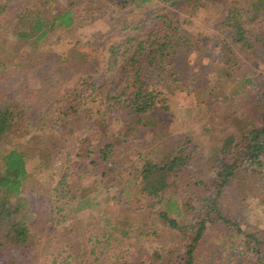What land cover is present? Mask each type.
<instances>
[{
	"label": "trees",
	"instance_id": "16d2710c",
	"mask_svg": "<svg viewBox=\"0 0 264 264\" xmlns=\"http://www.w3.org/2000/svg\"><path fill=\"white\" fill-rule=\"evenodd\" d=\"M60 1L5 0L0 5L2 52L9 49L5 40L1 43L3 33H13L23 49L42 53L41 46L49 51L97 16L112 27L74 43L50 67L29 55L18 63L41 95L51 87L47 77L63 72L55 83L66 85L56 86L50 108L54 125L62 128L59 135L32 134L26 97L0 92V264H23L40 247L50 250V264H198L211 229L224 227L228 238L241 231L223 210L231 187L245 199L248 185L264 203V0H224L218 33L210 39L221 51L220 62L196 84L199 96L223 99L215 113L224 110V121L211 119L204 128L210 144L200 148L186 134L175 143L162 139L155 151L137 147L136 159L130 160L118 154L119 146L159 129L157 86L175 92L195 76L184 71L190 55L202 56L207 48L173 13L174 7L197 0ZM117 113L123 125L114 132L111 121ZM69 143L76 149L67 151ZM49 156L64 163L58 179L47 181L44 192L56 205L45 219L27 195L28 164ZM81 167L101 170L99 184L83 185L76 172ZM110 187L116 188L111 206L100 197L101 189ZM46 222L60 227L43 239L37 225ZM162 232L169 240L155 245ZM242 232L248 250L264 262V233L257 228ZM151 242L156 243L146 254L141 245Z\"/></svg>",
	"mask_w": 264,
	"mask_h": 264
},
{
	"label": "rangeland",
	"instance_id": "374dc122",
	"mask_svg": "<svg viewBox=\"0 0 264 264\" xmlns=\"http://www.w3.org/2000/svg\"><path fill=\"white\" fill-rule=\"evenodd\" d=\"M15 1L17 0H14V2ZM60 2L64 5L68 1L61 0ZM5 3V0H0V5H5ZM162 5L164 6L167 4ZM225 6L226 3L224 0H197L194 2H186L182 6L173 8V13L176 14L180 24L187 31L197 36L202 42V45L204 43L207 48H204L202 56H197L196 53L190 55V66L184 67V71L189 69L190 74L195 73V76H192L190 80H183L175 92L161 90L162 88L157 86L156 92L159 93L160 102L154 114L158 118L159 129L143 131L136 140L120 145L119 155L125 158L128 157L127 159L129 160L136 159L137 147L141 146L140 148L146 150H154L153 148H157L162 139L164 142L166 140L170 143H175L179 142L186 134L192 136L194 144L200 145V148L201 146L210 144L209 135L206 134L204 128L208 127L211 119L218 121V123L224 121V110L220 112L222 114L218 112L215 113L216 110L219 111L221 108L218 107V105L223 102V99L222 95L217 98H213L208 94L204 97L199 96L197 94L196 84L197 80H199V76H201L204 71L208 72V70L212 69L211 67L215 65L218 66L220 62L221 51L219 52L216 50L214 42L212 43L210 39L214 34L218 33V21L221 18ZM261 19V25L262 28H264V16ZM111 29L110 23L105 18L97 16L89 22H84L79 29H75L73 34L63 37L60 41L51 44L49 51L45 46H41L39 49L42 53L38 52L40 56L36 51H32L28 48L23 49L24 46L21 43H17L13 33H3L2 36L4 39L1 43L5 40L7 43L6 46H9V49H6L4 52H2L4 49L0 51V92H3L8 97H26V104L28 106L26 107L28 108L27 116L30 121L29 128L32 134L34 132H41L40 138L43 139L44 137L51 138L59 135L62 131L61 127H56L54 125L55 122L50 108L53 107L52 103L55 95L53 91H55L56 86L59 84V82L55 83V81L62 77L63 72H52L51 74L53 77H47V84L51 87H46L45 91L42 90L44 94L41 95V90L37 86L33 87L28 80L27 68L18 66L22 55L23 58L27 55L31 58H38L37 60L47 68L54 63L57 64L59 61L61 62L74 43H82L90 39L91 36H97L98 33H108L112 31ZM60 36L61 34L58 33L56 39ZM208 40L210 41L209 43ZM197 49L198 47L196 46L195 50L197 51ZM43 57L45 60H42ZM253 63L262 67L259 60H255ZM45 75L46 74H44L43 77H46ZM194 78H196V80ZM192 79L194 82H192ZM66 82H62L59 85L64 86ZM118 115L117 113L111 121V129L114 132L119 130L123 125V120ZM35 127L38 128L36 129ZM30 135L23 139H27ZM40 138L39 140H41ZM66 145L67 151L76 149V145L75 148L74 145L70 143ZM198 151H200V149H198ZM63 163L64 160L59 158V156H49V158H44L42 160L37 158L29 160L28 167L31 173V179L27 189V195L31 200L32 206L34 208L36 207L40 214L43 213L42 215L45 219H48L50 216L52 217L50 209L52 205H56V200L55 198H50V200H48L49 198L44 190L48 188L46 187L48 180L50 183V180L56 181L58 179ZM84 168L81 167V169L76 170L77 173L81 172L82 174L81 183L86 186L99 184L101 170ZM253 181L259 182L258 179ZM245 189L251 190V187L247 185L244 190ZM249 190L247 191L248 194L244 196L245 199L242 198L243 196L239 197V195H237L236 187H231L225 193L223 210L228 216L234 219V222L239 225L241 231L236 229L235 232L233 230V236L228 238L224 236V233L227 231H225L224 227H220L219 230L211 229L200 250V254L203 253L204 257L200 258L198 264H264V262H257V256L254 251L248 250L244 241V233L242 232L243 230L247 231L257 228L264 233V203L261 201V196L258 197L249 192ZM115 191V187H110L109 191L101 189L100 197L104 204L111 206V197L114 195ZM42 223L43 220L40 219L38 225ZM46 224L47 226H42L41 228L37 225L40 235L44 236L43 239L54 235L52 231L54 227H60L59 225H50L48 222H46ZM228 233L232 232L229 231ZM162 234H164L163 237L158 238L156 240L157 243L155 242L156 244L151 242L141 245L143 247V252L148 254L152 245H157L162 240H169L170 235L168 232H162ZM113 254L114 252H111L110 255L112 256ZM51 256L50 250L46 251L40 247L33 252L31 259L25 257L23 259V264H50Z\"/></svg>",
	"mask_w": 264,
	"mask_h": 264
}]
</instances>
